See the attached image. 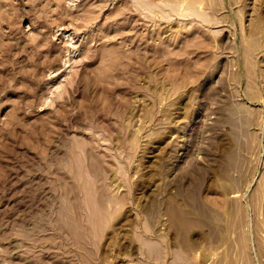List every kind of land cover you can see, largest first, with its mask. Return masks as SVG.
Returning a JSON list of instances; mask_svg holds the SVG:
<instances>
[{"label": "rangeland", "instance_id": "374dc122", "mask_svg": "<svg viewBox=\"0 0 264 264\" xmlns=\"http://www.w3.org/2000/svg\"><path fill=\"white\" fill-rule=\"evenodd\" d=\"M136 1L0 0V264H264V0Z\"/></svg>", "mask_w": 264, "mask_h": 264}, {"label": "bare ground", "instance_id": "6f19581e", "mask_svg": "<svg viewBox=\"0 0 264 264\" xmlns=\"http://www.w3.org/2000/svg\"><path fill=\"white\" fill-rule=\"evenodd\" d=\"M135 1H136V0H135ZM144 1H145V0H144ZM148 1H149V0H148ZM192 1H193V2H191V4H195V1H196V0H195V1L192 0ZM198 1L201 2L202 0H198ZM136 2H137V1H136ZM139 2H141V1L139 0ZM139 2H138V3H139ZM154 2H156V1H154ZM186 2H187V1H186ZM188 2H189V5H191V4H190V0H188ZM200 2H199V3H200ZM145 3H147V2H145ZM145 3H144V4H145ZM151 3H152V2H151ZM151 3H147V4H150V8H151V7H152V8H155L156 6H155V7H154V5L151 6V5H152ZM178 3H179V2H178ZM182 3H183V2H182ZM201 3H202V2H201ZM203 3L205 4V1H204ZM133 4H134V2H133ZM156 4H157V3H156ZM162 4H163V3H162ZM172 4H173V2H172ZM174 4H175V3H174ZM196 4H198V3H196ZM139 5H140V4H139ZM142 5H143V3H142ZM164 5H166V4L164 3ZM185 5L188 6L187 3H186ZM198 5H199V4H198ZM200 5H201V4H200ZM136 6H137V5H136ZM136 6H135V7H136ZM144 6H145V5H144ZM144 6H142V7L144 8ZM173 6H175V5H173ZM178 6H179V4H178ZM178 6H177V7H178ZM194 6H196V5H194ZM138 7H139V6H138ZM138 7H136V8H138ZM183 7H184V5H183ZM190 7H191V6H190ZM192 7H193V6H192ZM139 8H140V7H139ZM145 8H147V7L145 6ZM148 8H149V6H148ZM152 8H151V9H152ZM171 8H172L171 10L173 11V7H171ZM174 8H175V7H174ZM200 8H201V6H199V8H196V9H195V8H192V9H195V10L198 11L197 14H196V16L199 14V10H198V9H200ZM140 9H141V8H140ZM151 9L149 10L150 13H151ZM156 9H157V8H156ZM178 9H179V7H178ZM180 9H181V7H180ZM137 10H139V9H137ZM147 10H148V9H147ZM159 10H160V8H159ZM189 10H190V9H189ZM189 10H188V11H189ZM195 10H192V11L196 12ZM204 10H206V9H204ZM204 10H203V11H204ZM214 10H216V9H214ZM140 11H141V10H140ZM142 11H143V10H142ZM144 11H145V10H144ZM160 11H161V10H160ZM162 11H163V10H162ZM175 11H176V10H174V12H175ZM178 11H179V10H178ZM180 11H181V10H180ZM180 11H179V12H180ZM183 11H187V10H183ZM183 11H182V14H183ZM192 11H190L189 13H187V12H186V13H187V14H190ZM203 11H202V13H203ZM165 12L167 13V10L164 11L163 14H164ZM179 12H178V13L176 12V13L179 14ZM142 13H143V12H142ZM202 13L200 12V14H201V16H202V18H203V17L205 16V15H204L205 13L203 14L204 16L202 15ZM144 14H145V16L147 15L146 12H144ZM155 14H156V13H155ZM158 14H159V13H158ZM182 14H179V16L182 15ZM191 14H192V13H191ZM200 14H199L198 16H200ZM206 14H209V13L207 12ZM214 14H215V13H214ZM147 16H148V15H147ZM147 16H146V17H147ZM184 16H185V15H184ZM191 16H192V15H191ZM217 16H218V15H217ZM146 17H145V18H146ZM148 17H149V16H148ZM149 18L151 19V17H149ZM204 19H205V18H204ZM210 19H211V18H210ZM210 19H209V20H210ZM211 20H212V19H211ZM70 58H71V57L69 56V59H70ZM64 76H65V75H64ZM48 82H49V81H48ZM64 82H65V81H64ZM60 84H61V82H60ZM51 85H52V84H51ZM61 85H62V84H61ZM61 85H59V86L61 87ZM59 86H58L57 88L54 87L55 89H57V90H55V91H58V92H59V91L61 90V88H60ZM48 87H49V86H48ZM49 88H50V87H49ZM52 88H53V87H52ZM50 102H51V101H50ZM50 102H49V103H50ZM186 264H187V261H186ZM196 264H197V263H196Z\"/></svg>", "mask_w": 264, "mask_h": 264}]
</instances>
